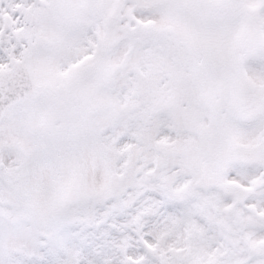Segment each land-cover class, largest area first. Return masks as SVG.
<instances>
[{
  "label": "snow or ice",
  "instance_id": "6c2138e0",
  "mask_svg": "<svg viewBox=\"0 0 264 264\" xmlns=\"http://www.w3.org/2000/svg\"><path fill=\"white\" fill-rule=\"evenodd\" d=\"M0 264H264V0H0Z\"/></svg>",
  "mask_w": 264,
  "mask_h": 264
}]
</instances>
